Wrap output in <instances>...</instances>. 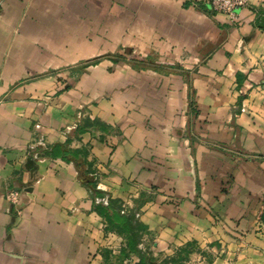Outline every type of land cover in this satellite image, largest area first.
<instances>
[{
	"label": "crops",
	"instance_id": "obj_1",
	"mask_svg": "<svg viewBox=\"0 0 264 264\" xmlns=\"http://www.w3.org/2000/svg\"><path fill=\"white\" fill-rule=\"evenodd\" d=\"M109 1L114 11L107 19L103 12L106 0H0V264H88L89 252L102 235L99 229L102 216L93 208V196L89 198L88 193L91 188L81 182L84 179L77 163L41 155L39 150L58 143L70 146L76 126L71 127V134L64 140L58 138L57 132L62 124L58 106L61 110L70 90L59 92L41 117L34 98L54 88L55 83L51 77L30 76L54 64H67L75 50L90 43L91 34L105 33L107 21L112 19L111 23L119 26L122 0ZM190 1L189 6L178 12L182 22L195 29L205 53L195 55L202 60L194 72L195 80L190 70L181 68L173 72L187 84V105L196 95L199 103V108L188 107L183 126L190 155L177 153L180 155L173 157L171 166L169 163L161 166L150 163L146 152V158H132L130 163L127 155L117 152L112 164L124 175H139L145 184L159 181L168 188L167 177L182 184L185 177L193 174L185 167L186 163L189 168L190 162L191 170L197 174L190 176L193 191L201 193L204 178L208 185L216 186L217 170H200L198 146L203 147V143L199 140L211 139H202L196 129L197 120L205 106L214 114L231 115L230 131L220 130L219 123L212 127L226 136L219 142L225 149H212L224 154L230 162L222 170L223 176L238 174L242 192L250 199V207H254L251 217L256 221L264 209V0H248L237 11L236 21L214 11L207 0ZM188 39L186 36L184 41ZM145 71L153 76L158 73L155 68L146 67ZM242 84L249 90L245 98L237 91ZM38 115L50 125L44 133L47 145L51 146L32 142L31 127ZM89 117L113 127L107 113ZM103 144L100 141L95 145L99 147L95 151L104 161L107 149ZM131 170L134 172L130 173ZM114 183L119 186L105 184L104 188L112 192L113 198H123L120 181ZM11 189L18 193L16 203L8 200ZM212 194L213 191L206 197L211 198ZM165 210L168 219L171 208ZM181 214V219L186 218V213ZM244 222L247 224V218ZM143 223L149 231V223ZM222 240L232 248L229 258L236 260L233 264H264V233L248 237L239 251H235L236 241L227 239L226 234ZM224 263L228 262H217Z\"/></svg>",
	"mask_w": 264,
	"mask_h": 264
},
{
	"label": "rangeland",
	"instance_id": "obj_2",
	"mask_svg": "<svg viewBox=\"0 0 264 264\" xmlns=\"http://www.w3.org/2000/svg\"><path fill=\"white\" fill-rule=\"evenodd\" d=\"M190 3V0H122L119 26H114L112 19L107 21L105 33L91 34L90 43L75 50L67 64H54L30 76L36 79L51 77L55 83L54 88L34 98L41 117L59 92L70 90L61 110L58 106L62 119L57 129L59 139L70 135L71 127L81 118L107 113L113 122L109 133L91 130L89 134L74 135L69 146L83 149L79 161L84 170L87 169V178L84 177L86 184L84 180L81 182L87 189H90L87 183L93 182L106 195L112 196V192L104 188L109 184L105 181L113 183L110 187H117L118 183L114 182L120 181L123 198H114L122 201L126 211L137 212L142 221L149 223V231L143 234L138 252L127 254L123 252L124 236L110 230L102 217L99 225L102 235L95 249L89 252L88 264H137L142 256L149 264H217L220 260L233 264L236 260L229 258L232 248L223 242V234L236 241L235 251H239L248 237L264 233L263 220L255 221L251 217L254 207H250V199L242 192L238 174L223 176L222 170L230 162L224 154L212 149L224 148L219 142L226 136L221 135L220 130H231V115L214 114L205 106L197 120L196 129L202 139H211L199 140L203 143V147L198 146L200 170H217L216 186L208 185L204 178L201 193L193 191L190 176L197 174L191 170L190 162L189 168L186 163L185 167L193 174L185 177L182 184L174 177H167L168 188L159 181L145 184L139 175H124L112 164L117 152L128 156L127 163L132 162V158H146V152L150 163L161 166L167 163L171 166L175 155H190L183 127L190 106L186 98L187 84L182 76L173 73L184 68L192 71L195 80L194 72L202 63L195 55L205 53L195 29L183 23L178 12ZM113 8V3L106 0L103 12L107 19L113 16ZM186 36L189 39L184 41ZM145 67L155 68L158 73L149 75ZM237 91L243 98L249 93L245 84L238 86ZM196 108H199L197 95L192 105V109ZM41 117L32 123V142L46 146L49 143L44 131L50 125ZM215 123H219V131L212 129ZM100 141L107 149L104 161L96 156L95 149L99 147L95 145ZM88 191L92 198L93 192ZM212 191L214 194L207 198ZM10 192L13 189L8 194ZM165 207L171 208L168 219ZM181 213H186V218L181 219Z\"/></svg>",
	"mask_w": 264,
	"mask_h": 264
},
{
	"label": "trees",
	"instance_id": "obj_3",
	"mask_svg": "<svg viewBox=\"0 0 264 264\" xmlns=\"http://www.w3.org/2000/svg\"><path fill=\"white\" fill-rule=\"evenodd\" d=\"M146 68V67H145ZM193 98L191 97L190 108L192 109ZM194 111V110H193ZM111 125L102 121L99 118L91 119L89 116L83 117L77 123L74 133L75 135H82L90 130H100L103 133H108L111 130ZM41 155H50L52 157H61L64 160H74L84 177L87 175V169L81 166L79 161L80 153L83 149H72L64 144L58 143L47 149H39ZM87 178V177H86ZM85 181V180H84ZM89 181V180H88ZM86 182V181H85ZM91 182V180L89 181ZM90 184L91 191L93 192V208L105 220L108 228L118 232L125 238L126 247L123 249L124 253H136L139 250L143 234L147 232L148 227L138 217L137 212L133 210L126 211L123 203L118 198H113L111 195H106L105 192L97 187L93 182ZM261 219L264 222V210L261 214ZM137 264H149L145 256H142Z\"/></svg>",
	"mask_w": 264,
	"mask_h": 264
},
{
	"label": "built area",
	"instance_id": "obj_4",
	"mask_svg": "<svg viewBox=\"0 0 264 264\" xmlns=\"http://www.w3.org/2000/svg\"><path fill=\"white\" fill-rule=\"evenodd\" d=\"M207 2L214 11L227 15L231 21H236L238 18L237 11L248 4V0H207ZM8 200L16 203L18 201L17 191L10 192Z\"/></svg>",
	"mask_w": 264,
	"mask_h": 264
}]
</instances>
